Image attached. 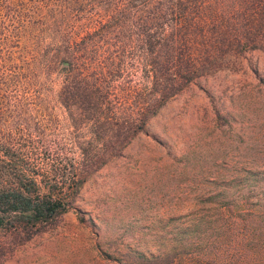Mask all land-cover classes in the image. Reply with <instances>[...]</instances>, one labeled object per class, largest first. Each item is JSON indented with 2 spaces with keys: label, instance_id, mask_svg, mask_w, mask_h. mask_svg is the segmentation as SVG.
I'll return each instance as SVG.
<instances>
[{
  "label": "trees",
  "instance_id": "1",
  "mask_svg": "<svg viewBox=\"0 0 264 264\" xmlns=\"http://www.w3.org/2000/svg\"><path fill=\"white\" fill-rule=\"evenodd\" d=\"M252 52L264 0H0V231L55 227L169 101ZM231 179L175 245L124 264H264V166Z\"/></svg>",
  "mask_w": 264,
  "mask_h": 264
},
{
  "label": "rangeland",
  "instance_id": "2",
  "mask_svg": "<svg viewBox=\"0 0 264 264\" xmlns=\"http://www.w3.org/2000/svg\"><path fill=\"white\" fill-rule=\"evenodd\" d=\"M242 66L169 101L87 180L55 227L21 245L0 231V264H124L136 252L159 254L176 244L183 216L206 212L203 200L239 194L236 185L223 191L236 172L264 166V53L246 54Z\"/></svg>",
  "mask_w": 264,
  "mask_h": 264
},
{
  "label": "water",
  "instance_id": "3",
  "mask_svg": "<svg viewBox=\"0 0 264 264\" xmlns=\"http://www.w3.org/2000/svg\"><path fill=\"white\" fill-rule=\"evenodd\" d=\"M63 66H67V64L66 63H63Z\"/></svg>",
  "mask_w": 264,
  "mask_h": 264
}]
</instances>
